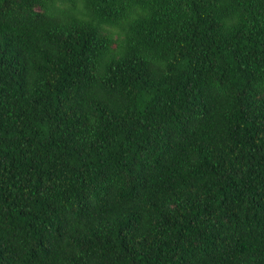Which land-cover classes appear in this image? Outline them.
<instances>
[{"label": "trees", "instance_id": "obj_1", "mask_svg": "<svg viewBox=\"0 0 264 264\" xmlns=\"http://www.w3.org/2000/svg\"><path fill=\"white\" fill-rule=\"evenodd\" d=\"M0 264H264V0H0Z\"/></svg>", "mask_w": 264, "mask_h": 264}]
</instances>
